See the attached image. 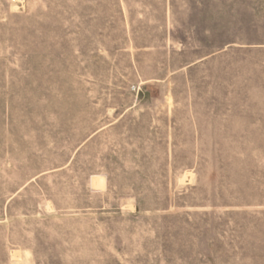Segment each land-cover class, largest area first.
Returning <instances> with one entry per match:
<instances>
[{
	"label": "rangeland",
	"instance_id": "1",
	"mask_svg": "<svg viewBox=\"0 0 264 264\" xmlns=\"http://www.w3.org/2000/svg\"><path fill=\"white\" fill-rule=\"evenodd\" d=\"M0 264H264V0H0Z\"/></svg>",
	"mask_w": 264,
	"mask_h": 264
},
{
	"label": "crops",
	"instance_id": "2",
	"mask_svg": "<svg viewBox=\"0 0 264 264\" xmlns=\"http://www.w3.org/2000/svg\"><path fill=\"white\" fill-rule=\"evenodd\" d=\"M90 188H91V189H94V188H93V182L90 183ZM97 191H100V190L97 189Z\"/></svg>",
	"mask_w": 264,
	"mask_h": 264
}]
</instances>
